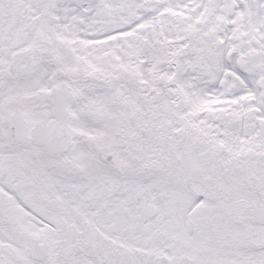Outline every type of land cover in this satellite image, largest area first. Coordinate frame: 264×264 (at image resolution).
I'll return each mask as SVG.
<instances>
[{
	"label": "snow or ice",
	"instance_id": "1",
	"mask_svg": "<svg viewBox=\"0 0 264 264\" xmlns=\"http://www.w3.org/2000/svg\"><path fill=\"white\" fill-rule=\"evenodd\" d=\"M0 264H264V0H0Z\"/></svg>",
	"mask_w": 264,
	"mask_h": 264
}]
</instances>
